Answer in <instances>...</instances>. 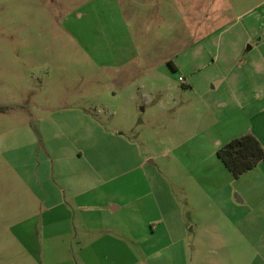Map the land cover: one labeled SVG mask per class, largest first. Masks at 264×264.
<instances>
[{"label":"rangeland","instance_id":"rangeland-1","mask_svg":"<svg viewBox=\"0 0 264 264\" xmlns=\"http://www.w3.org/2000/svg\"><path fill=\"white\" fill-rule=\"evenodd\" d=\"M204 1L216 17L206 16L200 0H177L175 10L164 5L170 17L164 12L156 19L155 9L142 7L134 35L145 46L144 64L106 67L91 55L96 38L105 36L89 20L75 23V0H0V264H264V175L256 171L257 177L250 173L229 182L212 160L188 155L196 129L184 113L174 125L176 111L192 105L203 118L210 113L190 84L180 81L188 83L193 70L190 45L210 26L224 28L221 40L236 46L204 50L206 60L221 59L207 73L224 72L232 56L255 54L247 52L257 42L249 35L264 32V0ZM65 18L71 25L66 28L60 26ZM18 128L24 142L14 145L11 135ZM88 146L86 158L98 161L99 189L72 201L74 194L62 190L61 198L72 202L67 215L43 220L53 180L44 167L53 168L57 154ZM126 149L131 167L140 163L139 155L146 167L126 176L105 173L125 158ZM204 165L220 173L216 182L212 173L201 179L192 171ZM22 171L32 173L29 181ZM141 193H147V212L141 207L130 216L126 210L113 215L109 205ZM156 197L163 220H152ZM31 216L36 220H25ZM128 220L140 221L124 228ZM123 243L131 253L124 247L120 252Z\"/></svg>","mask_w":264,"mask_h":264},{"label":"crops","instance_id":"crops-1","mask_svg":"<svg viewBox=\"0 0 264 264\" xmlns=\"http://www.w3.org/2000/svg\"><path fill=\"white\" fill-rule=\"evenodd\" d=\"M75 1L79 12L75 23H82L89 20L93 24V31L105 36L103 39L96 38L98 43H94L95 45L92 44L91 55L94 62L100 66L106 67L127 65L132 61H135V64L138 63V61L139 64H144V60H146L147 57L143 56L140 48H145V46L143 44L139 46L134 35L136 32H139V30H136V26L139 24V17L145 14V9L143 8L155 9V19L164 15V12L170 17L167 11H163L164 5H167L170 10L178 8L177 0L175 3L171 1V3L167 4H163L162 0H149L148 2L146 0ZM200 1L203 5L202 8L207 11V17L217 16L215 13H209L208 11H211L210 9L206 10L208 6H205L204 0ZM192 14L193 17L196 16L195 12H192ZM66 18L60 20L61 27L66 28V26H71L67 23L68 20ZM223 30L224 28L216 30L210 26L203 28L202 31L206 33L205 37L198 38L190 45V62L193 65V70L190 73V80L188 83L186 79H184L185 85L190 84L192 91L199 95L201 101L209 109L210 113H206L203 118L201 114H197L199 108L196 107V105H192L190 108L182 109L179 112L176 111L177 116L175 115L176 119L174 125L177 124L179 118H182L181 116L184 113L183 117L189 124L191 122L193 128L196 129L190 137V149L187 150L188 155L190 158L197 157L200 161L212 160L213 164L217 167L216 170L222 174L223 178L230 182L239 177H234L218 158V149L231 140L246 134L254 135L264 147V32L262 34V32L255 31L254 36L249 35L250 40L253 37L257 39V42L249 46L247 52H254L255 54L251 56L248 54L242 56L240 54L236 57L237 59H235V56H232L231 59L228 57L230 61L228 69L224 72H218L216 70L214 73H207L205 71L211 67L214 68L216 63H219L221 59L218 55H211V59L206 60V54L208 52L204 50L208 48L211 49L210 46L216 44V49H233L236 47L229 41L224 39L221 40V35L226 31ZM105 39H107V42H110V45H108ZM101 40L105 41V44H99ZM212 40L213 42H211ZM99 45H101V47ZM82 46H84V44ZM168 62L172 64L174 71L179 69V65L173 60ZM167 90L170 89L168 88ZM178 114H180V116ZM23 128L24 127H22V129ZM23 131L27 132L25 128ZM11 141L14 145H19V143L22 144L24 142L19 128L16 133H12ZM122 145L126 146V148L128 146L125 142H123ZM91 151L92 147L88 146L86 148H78L76 151H68L65 154L62 152V154H57L51 159L53 168H49L48 170L46 164L44 171L46 173L48 172V175L51 173L53 180L51 181L49 179L51 191L48 192L46 197V209L43 212V220H62L61 214L66 216L67 210L70 208V203H72L69 201L77 200L78 197L81 198L82 193L92 194L99 189L98 178H94V173L98 174V161L86 158L87 154L91 153ZM123 156H125L123 160L110 164L107 168L105 167L103 171H105V173L110 171L116 176H126L136 168L144 169L146 167V161L141 155L138 156L140 163L137 166L133 165V167H131V153L128 149L123 151ZM13 157L17 161L20 160L19 155H14ZM47 161L49 164L50 159ZM115 161L111 160L112 163ZM67 168H69L68 171H71L69 174L65 172ZM192 171L197 173L201 179L203 177H205V179L206 177L211 179L210 173H212L214 176L213 181L215 182L216 175H220V173H213L211 169L205 165L202 166V168L199 166ZM256 171L264 175V161L260 162L255 168L245 172L240 177L250 173V175L257 177ZM23 175L26 177V180L29 181V177L32 176V173L30 174V172L24 171ZM206 181L212 183V181ZM258 181L259 180H255L254 183ZM261 181L264 182V178ZM257 187L260 188V184H257ZM67 188L75 196L70 200L61 198L60 192L67 191ZM133 190L134 188L130 187L127 192L132 193ZM150 192L156 194V190L153 187H151ZM146 195L147 193L138 195L133 194V197L130 198L129 201L123 204L109 205V207L112 209L113 215L121 210H126L125 217L130 216L128 211L131 209L141 212L142 207L143 212H147L150 208L146 209L147 206H144V202L142 201L147 197ZM155 203L156 206L154 209L156 210V215L152 220H163L166 218V213L160 206L157 197ZM227 219L241 220L239 217H229ZM25 220H36V216H31L30 219L27 218ZM63 220H65V217ZM138 221L140 220H128L123 224L125 226L123 227L126 228L130 222L134 223ZM142 225L145 227L146 223ZM236 231H238L235 234L238 239H243L242 234L237 228ZM123 247L127 253H131L130 247L125 243H123L122 247L118 245L120 252L124 251ZM84 250L85 248L81 249V251ZM256 254L258 255L259 253L256 251Z\"/></svg>","mask_w":264,"mask_h":264},{"label":"trees","instance_id":"trees-1","mask_svg":"<svg viewBox=\"0 0 264 264\" xmlns=\"http://www.w3.org/2000/svg\"><path fill=\"white\" fill-rule=\"evenodd\" d=\"M169 65L173 69L172 64ZM217 156L232 175L238 178L264 161V147L254 135L246 134L220 147Z\"/></svg>","mask_w":264,"mask_h":264},{"label":"built area","instance_id":"built-area-1","mask_svg":"<svg viewBox=\"0 0 264 264\" xmlns=\"http://www.w3.org/2000/svg\"><path fill=\"white\" fill-rule=\"evenodd\" d=\"M180 81H181V83H182V84H184V83H185V80H184V78H180Z\"/></svg>","mask_w":264,"mask_h":264}]
</instances>
